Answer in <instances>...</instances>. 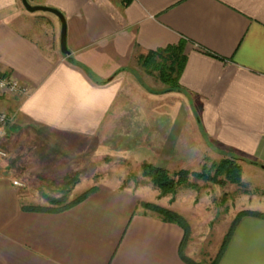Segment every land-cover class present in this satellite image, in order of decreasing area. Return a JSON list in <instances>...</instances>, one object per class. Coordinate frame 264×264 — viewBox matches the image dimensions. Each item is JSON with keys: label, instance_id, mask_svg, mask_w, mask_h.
<instances>
[{"label": "crops", "instance_id": "1", "mask_svg": "<svg viewBox=\"0 0 264 264\" xmlns=\"http://www.w3.org/2000/svg\"><path fill=\"white\" fill-rule=\"evenodd\" d=\"M28 2L63 15L69 53L57 16L0 0V72L26 88L0 96L9 116L0 264H189L181 254L206 264L182 250V227L143 211L131 189L100 184L49 211L29 208L13 181L19 169L25 181L76 169L72 145L96 139L112 118L137 56L180 42L181 91L155 95L168 97L174 122L193 121L220 150L257 163L240 161L242 175L264 177V0ZM217 264H264V219L242 217Z\"/></svg>", "mask_w": 264, "mask_h": 264}, {"label": "rangeland", "instance_id": "2", "mask_svg": "<svg viewBox=\"0 0 264 264\" xmlns=\"http://www.w3.org/2000/svg\"><path fill=\"white\" fill-rule=\"evenodd\" d=\"M37 14L52 16L44 12ZM163 88L165 85L156 74L151 75L135 64L122 81L112 118L102 125L97 138L81 139L72 145V151L80 153L74 156L76 169L57 171L51 176L33 173L26 181L21 175L23 169H19L14 181L21 184L18 186L26 204L44 207L51 204L42 192L49 198L61 200L62 205L100 184L131 189L138 193L139 205L145 212L156 214L141 203L179 212L189 226V236L182 250L193 259L210 263L239 212L264 213V177L248 171L242 175L241 167L239 182L228 180L225 175L218 177L221 183L197 178L195 174L204 169L215 172L223 158L247 159L220 150L195 122H174L168 97L150 91ZM5 130L6 135L0 137V149L7 153L0 158L3 161L9 159ZM242 160L236 162L240 164ZM144 163L172 175L184 170L191 185L178 186L174 192L163 195L150 178L143 175ZM65 176L77 179L69 191L59 185Z\"/></svg>", "mask_w": 264, "mask_h": 264}, {"label": "trees", "instance_id": "3", "mask_svg": "<svg viewBox=\"0 0 264 264\" xmlns=\"http://www.w3.org/2000/svg\"><path fill=\"white\" fill-rule=\"evenodd\" d=\"M186 61V56L183 54V43H178L177 45H170L162 49L151 50L146 52L145 54H140L137 56V63L141 66L147 73L154 75L156 74L158 80L165 85V88L161 90H151V93L154 94H162L171 91H181V86L179 83V78L181 72L184 67V63ZM236 158H223L218 166L217 164L213 166L216 170L215 172H211V170H202L200 173L195 174L197 178H203L205 181H213L217 183H221V180L218 179L220 175H225L226 179L231 180L233 182H239L241 178V166L236 162ZM251 164L257 165L253 160H247ZM143 175L149 177L152 184L156 186L159 191L165 195L175 191L178 186H190V182L187 179V173L184 170H181L179 173L170 174L167 171L152 166L151 164L144 163L141 167ZM179 175L181 177H179ZM178 176V178H176ZM44 181V180H43ZM77 183V179H72L70 176H65L63 180L59 183L60 186L67 188L68 191ZM96 188H92L67 204H60L61 200L49 198L42 192V196H44L49 202V207L44 206H32L29 208L38 209V210H49V211H59L66 209L83 198H85L90 193L94 192ZM264 195V192H263ZM60 205V206H59ZM142 207L148 208L151 211L155 212L160 218L168 222L177 223L184 230V238L182 242V247L189 236V226L185 219L179 215L178 213L157 206V205H149L145 203H141ZM244 216H252L260 219H264V213L258 211L251 210H243L239 212L232 222V226L230 227L228 233L226 234L219 251L217 252L216 257L210 262L206 264H217L230 237L234 227L237 225L238 221ZM182 259L189 264H202L196 263L190 260L188 257L181 254Z\"/></svg>", "mask_w": 264, "mask_h": 264}, {"label": "built area", "instance_id": "4", "mask_svg": "<svg viewBox=\"0 0 264 264\" xmlns=\"http://www.w3.org/2000/svg\"><path fill=\"white\" fill-rule=\"evenodd\" d=\"M26 88L23 87L17 80L13 77L6 76L0 72V94L14 95L18 93H25ZM9 122V116L0 110V137L6 135V126ZM7 156L5 150L0 149V158ZM16 185H21L16 181H13Z\"/></svg>", "mask_w": 264, "mask_h": 264}, {"label": "water", "instance_id": "5", "mask_svg": "<svg viewBox=\"0 0 264 264\" xmlns=\"http://www.w3.org/2000/svg\"><path fill=\"white\" fill-rule=\"evenodd\" d=\"M20 1H21L22 6L28 12H37V11L50 12L58 17L61 23L60 39H59L60 51L62 54L67 55L69 52L66 47V23H65V19L63 15L54 8H50V7L42 6V5H32L28 2V0H20ZM261 167L264 168V166L262 165Z\"/></svg>", "mask_w": 264, "mask_h": 264}]
</instances>
